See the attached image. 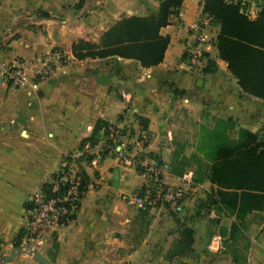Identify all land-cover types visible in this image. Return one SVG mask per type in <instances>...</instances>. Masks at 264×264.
Wrapping results in <instances>:
<instances>
[{
    "label": "crops",
    "instance_id": "1",
    "mask_svg": "<svg viewBox=\"0 0 264 264\" xmlns=\"http://www.w3.org/2000/svg\"><path fill=\"white\" fill-rule=\"evenodd\" d=\"M162 1H82L79 8L74 7L78 9L74 19H69L74 20L78 38L98 43L123 18L155 17ZM238 1L243 2L252 18L264 5V0ZM203 2L182 0L177 15L159 30L169 39L163 58L149 66L118 55L78 61L71 55L72 61L51 76L28 87L12 88L1 76L2 65L22 61L16 57L28 62L33 48L41 50L50 44L36 45L32 38L35 33L29 29L23 30L17 40L3 43L0 246L12 250L18 232L26 230L33 201L45 193L43 185L52 181L67 155L77 154L85 190L76 219L29 241L52 264H264V218L253 220L254 215L264 217V210L253 211L245 218L248 248L245 261L235 263L222 244L234 218L217 212V222H212L203 216L210 183H196L192 179L194 167L180 176L170 170L178 143L174 116L179 110L188 113L198 125L229 117L235 135L241 128L264 133V99L243 91L228 64L219 58L215 45L217 23L209 25L204 65L191 69L185 58L193 42L189 26L206 15ZM79 3L80 0H0V37L13 33L24 19L36 26L46 25L45 19L36 17L33 10L50 12L56 6ZM82 3L87 13L83 14ZM61 9L68 14L67 9ZM208 60L214 66L204 71ZM32 67L26 66L29 73ZM135 115L144 118L145 127ZM98 122H113L120 127L128 155L124 161L103 157L90 162L105 137L103 125L95 130ZM90 137L95 139L94 144L88 141ZM180 145L187 157L197 154V142ZM138 158L157 162L162 181L185 192L178 204L167 202L147 209L137 206L132 194L145 183L136 163ZM214 234L221 236V246L208 249ZM24 241L22 238V244ZM2 264L41 263L24 252Z\"/></svg>",
    "mask_w": 264,
    "mask_h": 264
},
{
    "label": "trees",
    "instance_id": "2",
    "mask_svg": "<svg viewBox=\"0 0 264 264\" xmlns=\"http://www.w3.org/2000/svg\"><path fill=\"white\" fill-rule=\"evenodd\" d=\"M75 7L79 8L81 2ZM182 0H163L155 17L130 16L123 18L109 28L98 43L78 40L72 46L78 59L85 57H105L118 55L133 58L144 66L160 62L168 44V37L159 34L161 27L170 23V18L176 16ZM240 1L204 0L203 12L219 25L215 39L219 58L228 64V69L237 78L243 91L264 99V5L254 18L243 9ZM243 8V9H242ZM41 15L49 17L46 11ZM213 61L208 60L204 71L213 67ZM140 124L145 127L142 117L135 115ZM107 122L97 123L95 130ZM214 125L200 126V141L197 152L201 155L210 145L214 149L210 159L205 162L204 169L196 170L195 181L207 180L216 186L214 194H208L211 208L226 216L233 217L228 239L233 242L231 255L235 263L238 250L234 246L237 238L247 241L245 234V218L253 211L264 210V133H252L239 129L236 137H230L229 130L233 128L231 118H216ZM94 130V131H95ZM94 144L93 137L88 138ZM192 154H183V146L176 143L171 172L180 176L191 161L196 164L202 158ZM52 182L43 185L45 194L50 195ZM28 207V203H26ZM31 207V205H29ZM142 209V208H141ZM147 209V208H145ZM26 230L21 229L14 238V247L22 244ZM243 262L245 258L243 257ZM241 263V262H240Z\"/></svg>",
    "mask_w": 264,
    "mask_h": 264
},
{
    "label": "built area",
    "instance_id": "3",
    "mask_svg": "<svg viewBox=\"0 0 264 264\" xmlns=\"http://www.w3.org/2000/svg\"><path fill=\"white\" fill-rule=\"evenodd\" d=\"M232 1L238 2V0ZM240 2L244 6L243 2ZM243 8L251 16V13L245 7ZM211 23H213L211 17L202 15L189 26L193 42L187 47L185 58L191 69H199L201 65H204L203 61L206 57L204 45L210 39L209 25ZM52 55L56 56L58 52L54 51ZM3 79L13 87H22L28 83L26 72L19 64L4 68ZM102 129L105 135L103 143L92 154L90 162L96 163L103 157H115L119 161H124L128 155L120 127L116 123L108 122ZM77 156V154L67 155L68 158L61 163L52 178L50 195L47 196L44 193L33 201V206L28 211L27 227L23 237L24 244H29V241L38 235L53 232L76 219L85 190L84 174L78 167ZM136 163L141 167V174L145 178L143 186L132 194L139 208H155L167 202L175 204L183 197L185 192L181 188L168 186L162 181V171L157 162H145L144 158H138ZM210 216H216L213 210L210 211ZM221 241V236L214 234L211 236L207 248L218 249L221 246Z\"/></svg>",
    "mask_w": 264,
    "mask_h": 264
},
{
    "label": "rangeland",
    "instance_id": "4",
    "mask_svg": "<svg viewBox=\"0 0 264 264\" xmlns=\"http://www.w3.org/2000/svg\"><path fill=\"white\" fill-rule=\"evenodd\" d=\"M87 1L88 0H83V3L85 4ZM83 3L81 6V9L84 6ZM74 5L56 6V8L50 9V12L46 11L50 14L49 17H45L41 15L40 12L44 10H33L32 12L34 13L36 17H43L45 19V23H47L46 25L41 24L39 26H36L35 22L24 19L18 22V26L17 28H14L13 33L8 34L5 38L0 37V47H2L4 46L3 43L7 44L10 41L17 40L18 38L21 37L23 30L29 29V30H32L33 34L35 33V36H33L32 38L36 40L34 41L36 45L37 44L42 45L43 43L50 44L49 47H43L44 49H41V50H37L33 48L32 49L33 56L27 59L28 62H25V59L21 57H16V59H19V61L22 60L19 63L18 62L17 63L22 66V69L26 72V77L28 79V83L22 87H28L29 84H35L39 80H43L51 76L52 73L56 71V69L62 66H65L66 64L72 61L73 58L70 57L71 55L74 57V59L78 61V57H76L75 54L73 53L72 46L74 44H77V52H78V40H85V37L78 38V36L75 35V27L73 25L74 24L73 16L75 13L78 12V9H75L76 7ZM61 8L67 9L68 14H66V12H64ZM86 10H87V7H83V11H82L83 14L87 13ZM71 16L73 19H69ZM65 19H69V20L65 21L66 23H64ZM2 39L4 40L3 42H2ZM86 41L91 42L89 40H86ZM54 51L58 52V55L56 56L52 55ZM11 63H5L4 65H2L1 67L2 78H3V69L6 67H10ZM26 66H29V67L33 66L31 69L32 70L31 73L27 71ZM7 85L13 88V86L9 83ZM14 88H17V87H14ZM174 117H175L174 118L175 126H176V129L178 130L176 137L178 139V142L183 143L184 146L188 144H194L196 142L197 144L199 142L201 143L200 135H199L200 126L204 125V126L211 127L214 125L212 124L214 123V121L206 123V124L198 125V122H195L193 117H191L190 115H188V113L182 110H179L175 114ZM229 135L230 137H236V135L231 130H229ZM187 152L189 151L187 150ZM213 152H214V149L210 148V145L204 149V152H202L201 155H199V153L197 152L198 154L197 156L202 158L201 161L196 164V158H197L196 157L194 162L192 161V164L190 162L189 165L184 168L183 174L186 171H188L190 167H194L195 171L198 168L202 171L204 169L205 162L208 161V159H210V156H212ZM194 174L195 175H193L192 179H194L195 181L196 173ZM195 182L197 183L201 181H195ZM207 182L210 183L209 181ZM209 186L210 187H208L207 189L209 192V195L214 194L216 190V186L211 183L209 184ZM176 204H178V202L175 203V205ZM206 206L211 208L208 201L206 202ZM214 207L215 206L213 205V208ZM213 211L216 213V215L219 213V212L217 213V211H215L214 209ZM221 215H224V214H221ZM203 216L207 217L209 221L212 220V222H217V219H218L217 216L211 217L210 210H206V208H205ZM263 218L264 217L262 216L258 217V215H254L253 220L261 221ZM225 239L222 241V244L224 247L223 250L226 254H229L232 257L231 250L233 249V245H232L233 242L230 240H227L228 236ZM246 245H247V241L243 240L242 238H237L234 246L238 250L237 258L240 262L241 260H243V257L247 252L248 247H246ZM15 250H16L15 247H13L12 250H5L2 246H0V256L9 254Z\"/></svg>",
    "mask_w": 264,
    "mask_h": 264
},
{
    "label": "water",
    "instance_id": "5",
    "mask_svg": "<svg viewBox=\"0 0 264 264\" xmlns=\"http://www.w3.org/2000/svg\"><path fill=\"white\" fill-rule=\"evenodd\" d=\"M24 252H27L30 256L38 260L41 264H52L50 260L42 256L37 250L32 248L29 244H21L19 247H17L15 251L0 256V263L9 262Z\"/></svg>",
    "mask_w": 264,
    "mask_h": 264
}]
</instances>
